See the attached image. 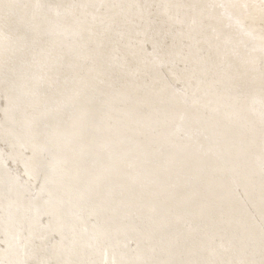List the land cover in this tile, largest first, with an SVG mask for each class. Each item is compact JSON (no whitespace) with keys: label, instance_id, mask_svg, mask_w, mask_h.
I'll list each match as a JSON object with an SVG mask.
<instances>
[{"label":"bare ground","instance_id":"bare-ground-1","mask_svg":"<svg viewBox=\"0 0 264 264\" xmlns=\"http://www.w3.org/2000/svg\"><path fill=\"white\" fill-rule=\"evenodd\" d=\"M49 1H62L63 5L52 8ZM139 1L0 0V149L3 159L14 161L13 173L41 170L39 193L50 192L47 202L39 197L35 201L27 198L22 206L5 196L9 185L1 172L4 162L0 158V211L5 214V223L0 224L6 245L0 251L6 261L3 264H233L250 263L264 255L259 226L251 224L248 212L231 222L226 220L237 206L231 199V182L237 179L249 187L251 204L264 218L260 167L250 164L254 157L264 156V136L252 106L264 96V71L251 75L246 56H235L234 51L226 50L230 38L223 35L210 18L212 14L206 13L198 0H161V7H151L149 11L140 9ZM143 19L149 21V26L156 25L152 30L157 36L154 52L161 59L174 57L165 46L174 32L165 34V27L186 28L192 39L204 43L218 34L211 40L215 49L214 81L207 84L205 76H201L194 95L198 102L210 97L209 101L219 108L215 117L232 111L231 118L223 122L233 120L243 127L244 131L237 135L228 127L219 128L208 121V126L204 124L205 130H215L212 138H220L228 152H220L218 147L215 159L208 161L194 152L189 154L184 146L172 145L170 136L161 133L162 128L176 126L172 115H166L164 122L154 127L163 112L162 96L167 86L154 92V102L148 98L151 103L147 100L148 104H141L144 96L139 76L150 79L157 72V60L150 67H144L139 60L146 43V37H136ZM118 25H128L130 29L127 27V33L120 36ZM10 56L13 60L6 63ZM226 75L242 78L245 84L229 92L227 80L224 83ZM221 98L237 102L228 106L219 102ZM103 122L108 123L101 128ZM26 148L31 154L17 160L18 151ZM105 152L119 158L106 162ZM44 154L50 161H43ZM108 168L113 169L107 171ZM204 168H221L224 173L218 181L206 173L189 176L190 169ZM76 169L79 172L74 173ZM154 178L162 181L170 196L166 193L162 201L151 206L144 194ZM221 191L222 201L213 202L209 196ZM102 196L108 200L103 206L98 202ZM141 199L147 203L146 209L139 204ZM21 207L35 216L48 215L44 227L40 225L41 231L31 217L24 220L32 231L26 234L23 245L19 231L22 227L18 228L25 217L21 218ZM153 207L155 215L158 212L157 220L151 218L154 211L149 208ZM38 230L39 234L53 230L57 242L48 246V242L37 239ZM226 239L230 240L224 245ZM190 241L193 245L187 246ZM131 244L139 250L134 251ZM258 264H264V259Z\"/></svg>","mask_w":264,"mask_h":264},{"label":"rangeland","instance_id":"rangeland-1","mask_svg":"<svg viewBox=\"0 0 264 264\" xmlns=\"http://www.w3.org/2000/svg\"><path fill=\"white\" fill-rule=\"evenodd\" d=\"M153 1H155V2H153ZM58 3L57 4H51L50 1H49V5L52 8H58L61 5H63L62 1H60ZM161 4H162L161 0H141V1L138 2L139 8L140 9H144V10L148 9L147 11H149V9H152V8L157 10L158 6H160ZM198 4L200 5V7H202L204 9V11L206 13L210 12L212 14V15H210V18H213V20H215V23L217 22V24L220 26V28H221V30L223 32V35H226L228 38H230L229 39L230 41L228 43L229 46L227 45L226 50L229 49V50L234 51V55L235 56L236 55L246 56V57H244V59L246 58L245 59L246 64L247 65L249 64L248 68H250L249 73L251 71V73H252V74L250 73L251 75L254 76V75H256L257 72L264 71V0H198ZM146 15H148V13H146ZM148 23H149V21L147 19H143V24L144 25L141 24V26H139L138 30H137L138 32H137V36L136 37H139L140 40H143L142 37H146V43H144V51L145 52H143V54H142L143 56H141L139 58V60H141V62L143 63L142 65L144 67H146V66L150 67L149 65L154 64V62H156V60H157V62L155 63V66L157 68V72H155V76H151L150 79H143L142 76H139V77H141V79H140L141 83H143L142 87L140 89V93L144 97L147 95L145 97L146 100H144L145 98L141 96L142 97L141 104L143 105V103H144V105H146L149 102L150 103L152 101L154 102L156 100V98H157L155 96L156 94L154 92L158 88H162V86H167L166 87V91L164 93V96H162V98H163L162 100L164 102V106L162 107L163 112H162V115L154 123V127L160 126V124L162 122H164V119H165L166 115H170V116L172 115V117H174L176 122H177V124H175L176 126L175 127H171V128L170 127L162 128V131H161V133L163 135H169L170 136V141H171L172 145L177 144V145H181L180 147L184 146V148L186 147L185 149H186V151L189 154H191V153L193 154V152H194L193 155L197 154V156L199 158L201 157L200 159L204 158L203 160H208V161H210L211 159H215V154L217 152H219L218 151L219 149H222V150H220V152H225L226 150L228 152L229 149L224 150L225 148L223 147V143L221 142L222 140H220V138H219L220 141L218 140V138H216V139H215V137L212 138V136H214V134H215V130L214 129L210 130V128H208V129L206 128V130H205L203 128L204 124L205 123L207 124V121H208V123H210V125H214V126L217 125L216 127H219V128H227L228 127V129H230L229 131L231 133H234V134L238 133L237 135L241 134L244 131L243 127H241L238 123H235L233 120L230 121L231 124H230L229 121H228V123H224L223 122L224 120H227L228 118H231L230 116L233 115L232 111H229L230 113L229 112L225 113L223 115L224 118L222 116L215 117L216 114H218V112H219L218 111L219 108H218V106L215 103L209 101L210 97L208 96L209 98L208 97H207V99L205 98L204 99L205 101L202 100V102H198L195 99V95H194L195 94L194 91H196L199 88V84L198 83H199V79H200L201 76H205L207 84L208 83L210 84V83H212L214 81V78H215V75H216V68H215V59L212 57L213 56L212 50L214 49V47H213V43H212L211 40L215 39V37L217 38L218 34L217 35L213 34L214 38L211 37L210 40L207 39L206 43H204L203 40L192 39L188 35V31H187L186 28H184V30H183L182 27H177V28H172L171 26L170 27H165L164 28L166 30L165 34L168 31L174 32L173 34H175V35L172 34L173 36L171 35V38H170V42L171 43L167 42L165 44V46L168 47L171 56H172V53H173L174 57H173V59L171 58L170 60L161 59V58H157L158 56H155L156 54L154 52L155 49H154V44L153 43H154L155 38L157 36L154 35L152 30H154L156 25L155 26L154 25L149 26ZM127 27L129 28L128 25H125V26H122V27H120L118 25V28L116 30H118L117 32H119V33L117 35H120V36L121 35H125V33H127V30H128ZM161 27H162V25H161ZM125 29H127V30L125 31ZM232 30H233V32H232ZM190 42H192V43H190ZM190 44L191 45L193 44V45L191 46ZM151 47H152V49H151ZM187 52H188V56L189 57L187 56ZM0 53H1V51H0ZM209 53H210V56L208 55ZM150 54H151V58H150ZM12 60H13L12 56L7 57L6 58V63H10ZM157 64H159V65H157ZM188 71H189V73H187ZM195 73H196V75H194ZM228 74L232 75L231 72H228ZM229 75H226V77L224 78L225 79L224 83L227 80L225 84L229 85V86L231 85L230 87L229 86L227 87V88H229V89H227V91L229 90V92H231L232 89H234V88L236 89V88H238L239 85L241 86V85L245 84V81L242 80V78L239 79V78H237L235 76L232 77V76H229ZM195 78H197V79H195ZM230 79L233 82H231ZM158 80H160V81H158ZM192 81H193V83H192ZM147 84L149 85V87H148ZM144 89H145V91H144ZM122 91H124V90H122ZM147 92H149V95H148ZM248 93H249V91L246 93V96L249 95ZM252 93H253V91H252ZM151 97H153V98H151ZM148 98H150L152 101L149 100ZM225 99H227V100H225ZM147 100L149 102H146ZM219 100H220L219 102H225L228 106L231 103H236L237 102V100H235V99L234 100L233 99L230 100L229 98H221ZM257 100H258V101H256L257 103L255 102L252 106H253V111H254L255 115L257 116V117L255 116L256 122L261 127L262 134L264 136V130H263L264 129V102H263L264 101V96H262L261 99L258 98ZM232 101H234V102H232ZM42 105H44V104H42ZM118 105L120 106L121 103H119ZM204 105H206V106L204 107ZM220 105H221V103H220ZM180 107H182V108H180ZM257 107L259 109H257ZM43 109L45 110L46 108L43 107ZM168 111H169V113H168ZM150 113H152V111ZM192 115L194 117H196V119L194 121L191 120V119H194V117H192ZM211 116L213 117V119L211 118ZM197 117H198L199 120L197 119ZM205 119H206V121H204ZM214 119H216V120H214ZM109 122H112V120H110ZM197 122H199V123H197ZM107 123L103 122L101 128H103ZM212 123H214V124H212ZM221 123H224V125H222ZM218 124H220V125H218ZM235 124L237 125V127H236ZM250 124H251V122H250ZM207 126H208V124H207ZM233 126L235 127L234 131L232 130L234 128ZM182 127H184V128H182ZM187 128L189 129V131H188ZM191 128H194V129H191ZM167 129H168V132H167ZM192 130L194 131V133H193ZM203 130H205V132ZM206 131H207L208 134L206 133ZM211 131H213V132H211ZM102 132H103V130H102ZM191 132H192V134H189ZM184 134H186V135L184 136ZM114 137L116 138V136H114ZM189 137H191V138H189ZM110 138H111V136H110ZM204 140L207 141V142L204 143ZM214 144H215V146H214ZM208 146H209V148H208ZM212 147H213V149H212ZM218 147H219V149H218ZM29 151H30L29 148L20 149L18 151V154H17V160H19L21 157L22 158L20 160L26 159V157H28L31 154ZM155 151H156V149H155ZM246 151H248V149ZM2 152H3V150L0 149V158L4 162V165H2L1 172L3 173L4 180H6V182L9 185L8 193L6 192L7 194H4V195L5 196H9V198L13 199L14 202H17V203L21 204V206L24 205V204L26 205L27 198H28V201L29 200L30 201H35L39 197L41 200H43V203L47 202L50 199V197H49L50 196V192L48 190H42L39 193V189H40L39 180L41 179L42 171L41 170H37V171H35V172L31 173V174L23 173V172L22 173L19 172V174L13 173L12 167H13V164H14L13 162L14 161L7 162V160L3 159L4 158L3 157L4 154ZM18 156H19V158H18ZM105 156L107 157L106 162H107V160H110V159H118L119 158L117 154L110 155L107 152L103 153V159L106 158ZM260 157H262V158H260ZM260 157H258V158L254 157L250 161V164H252V165L254 164V165H257V166L260 167V170L258 171V178L260 180L259 179L258 180H259V182H261L260 186L263 185L262 188L264 189V156L260 155ZM42 158H43L44 162L50 161V158H49V156L47 154H44ZM159 158L164 160V158H161V157H159ZM255 160H257V161H255ZM140 164L146 166L144 162H140L139 165ZM108 165H109V167L111 166V164H108ZM112 169L113 168H108L107 171H112ZM122 171H123V169H122ZM195 171L196 170L190 169V171L188 172L189 176H192V175L200 176L203 173L204 174L206 173V174H208V176L210 178L215 179V181H218V178H220L222 176V174L224 173V170L221 169V168L220 169L212 168V169H209V170L204 168V169H201L200 171H196V172ZM76 172H79V170L76 169V171L74 173H76ZM199 173H201V174H199ZM250 177H251V175H250ZM246 178L248 179V177H246ZM11 179H12V181H11ZM154 181H155V178L153 179V183H150L151 185L149 186V189L147 190V192L144 194V198H146L147 200L149 198L148 203H151L150 204L151 206H153V204H155V201H162L163 198H161V197H164L166 195V193H167V192H165V188H163L161 180L160 181L157 180V181H155V183H154ZM230 182H231V180H230ZM230 182H228V184ZM26 183H28V184H26ZM231 184H232L231 199H232L233 203L235 204V206L236 205L237 206L235 207V212H232L231 214L229 213L226 220L231 222L232 220L236 219L238 215L243 214L245 212H248L249 215L251 216V218L254 220V221L253 220L251 221V224H253V225L257 224V226H259L258 232H259L260 240L264 241V218H262L260 216L259 209L257 207H254L251 204V201H250L251 198L248 196V192H247L249 187L246 186V188H245V185L243 184V181L241 179H237L235 181H232ZM22 190H24V191H22ZM163 190H164L165 193L163 192ZM159 191H161V192H159ZM20 193H22V194H20ZM18 195H19L20 198L17 197ZM159 195H161V196H159ZM168 195L170 196V194H168ZM102 197L103 198L101 200L98 199L99 204H102L101 206H103V204L108 201L104 196H102ZM209 197H211L210 199L213 202L217 203V202H221L224 196H223V193L221 191V192H218V193H213ZM21 198H24V199H21ZM151 200L154 203H152ZM247 201L248 202L250 201V202L248 203ZM23 202H24V204H23ZM138 202H139V204L142 203L143 208L146 209L147 203L145 204V202H143L142 199L138 200ZM249 204L252 205V208H251V206ZM21 209H23L21 218L24 217V216L25 217H24V219L22 218L23 221L21 220V222L18 225V228L21 229V227H22V230L24 232L22 230H19V229L18 230L20 231V233L22 232L21 234L23 236H22L21 244L23 245L25 243V240L27 239V237L30 235L29 231L31 230L28 227L27 222L25 221L26 222L25 223L24 220H28V219H30L29 217H31L32 221L36 222L35 224L39 225V229L41 231V228L44 227V224L47 221V216L48 215L46 213H42V214H36V216H37L36 217L34 214H31L29 209L22 208V207H21ZM149 210L150 211H152V210L154 211V215L151 217L153 220L159 219L158 215H157L158 212L155 215L154 207H153V209L149 208ZM2 213H4V212L0 211V215H1L0 217H2V219L0 218V223L4 224L5 223V220H4L5 219L4 218L5 214H2ZM32 213H33V211H32ZM34 216H35L36 220H35ZM26 217H27V219H26ZM261 222L263 223V225L261 224ZM21 223H23V224H21ZM169 223L172 224L171 222H169ZM2 224H0V239H1L0 240V251L3 250V248H5V246H6L5 244H3L4 238H5V234H4L5 232L3 230V225ZM40 225H41V228H40ZM172 225H174V224H172ZM25 229H26V231H25ZM31 231H30V233H31ZM40 233L41 234H39V230H38V234L36 233L38 235L37 239L44 240L43 242H46V243L48 242V246H49V244H50V246L54 245L57 242L56 236H54V235L52 236V234H55L53 230H50L48 233H45V234L43 232H40ZM26 234H28V236ZM40 235H44V236H40ZM45 236L46 237L48 236V237L45 238ZM52 238H54V239H52ZM48 239H50V241ZM158 239L160 240V237ZM229 240L230 239H226V241L224 242V245L227 242H229ZM190 242H191V245H190ZM190 242H188L186 245L187 246H192L193 245V243H192L193 241H190ZM130 246L132 247V249H134V251H136V250L138 251L139 250V249H137L138 247L136 248L135 244H131ZM218 256H219V258L223 257L222 255H218ZM0 257H1L0 258L1 264H3L4 262L6 263V261H4L5 258L2 257V256H0ZM176 258L180 259L179 254L176 255ZM181 259H184V258H181ZM263 259H264V255H262L261 257H255V259L253 261H251L250 263L233 262V264H258L259 262L263 261Z\"/></svg>","mask_w":264,"mask_h":264}]
</instances>
